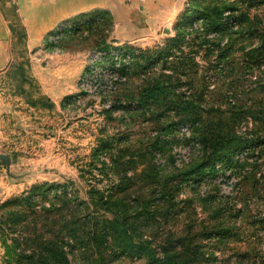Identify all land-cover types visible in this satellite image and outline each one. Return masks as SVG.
<instances>
[{"label":"rangeland","instance_id":"374dc122","mask_svg":"<svg viewBox=\"0 0 264 264\" xmlns=\"http://www.w3.org/2000/svg\"><path fill=\"white\" fill-rule=\"evenodd\" d=\"M228 5L239 6V0H184L164 30L159 26L130 38L116 37L108 12H95L69 24L57 46L32 55L45 69L43 79L70 77L68 96L75 99L41 127H21L26 119L2 122L0 154L9 155L11 164L7 169L0 162V264H149L144 254L130 256L110 225L113 214L130 226L133 241L149 242L158 253L168 241L179 242L191 264H264V148L254 149L252 160L234 158L235 176L226 172L228 178L214 180L219 192L213 200L205 197L216 193L209 182H180L185 174L175 166L173 148L184 138L172 132L175 143L154 156L150 151L154 132L185 116L176 115L172 104L197 102L198 124L206 127L214 116L209 108H229L218 101L231 100L229 84L236 93L233 104L246 117L234 131L263 136L258 122L264 120V60L250 70L243 64L247 56H264V4L248 10L253 24L206 31L213 20L199 19L202 10ZM114 46L136 56L127 84L116 93L104 89L102 98L79 95L85 83L95 87L96 72L87 74L100 72L99 66L91 69L92 50ZM31 76L41 78L40 71ZM164 76L170 78L164 101L156 95L140 111L118 108L101 115L105 101L140 103L144 89ZM34 86L32 97L38 95ZM158 156L164 163L157 166ZM215 229L227 232L223 239L207 237Z\"/></svg>","mask_w":264,"mask_h":264},{"label":"crops","instance_id":"0c3cea01","mask_svg":"<svg viewBox=\"0 0 264 264\" xmlns=\"http://www.w3.org/2000/svg\"><path fill=\"white\" fill-rule=\"evenodd\" d=\"M183 1L0 0V127L11 118L26 119L21 127H41L51 123L69 104L65 99L71 93L70 77L65 74L64 79H43L45 69L32 60V55L46 52V39L56 30L88 14L106 11L114 22L116 37L130 38L159 26L164 30L171 21L168 15ZM137 24H141L139 30ZM63 66V70L71 69V63ZM33 71H40L41 78H32ZM35 83L38 95L32 97Z\"/></svg>","mask_w":264,"mask_h":264},{"label":"trees","instance_id":"16d2710c","mask_svg":"<svg viewBox=\"0 0 264 264\" xmlns=\"http://www.w3.org/2000/svg\"><path fill=\"white\" fill-rule=\"evenodd\" d=\"M259 4H264V0H239V6L244 8L243 11L242 8H239V6L237 5H228L225 6V8H223L222 10L218 9L217 7H213L212 9L205 7L198 18L203 20L205 19L206 22L209 21V19L210 21L213 20L211 23L212 25L210 27H207L206 31L209 32H217L219 31V29H230L233 26H240L244 24L243 22L253 24V22L248 18L247 12L250 8ZM181 37H183V35ZM262 45L263 48H259L260 50L264 49V44ZM49 46L51 47L52 45ZM99 49L106 51L109 48ZM122 51L123 56H129V62L127 64H123L122 67L118 70L121 76L126 77V82L119 85V87L127 84V80L130 77L131 70L136 64V56H134V53H131L126 49H122ZM223 51V54L219 56L220 61L226 58L225 51ZM182 58L183 57H181V59ZM255 58L256 57L247 56L246 59L248 61H252ZM154 63L155 62H153L151 65H153ZM243 66L246 70H250L252 68V66L248 63H244ZM164 78H168V76H164ZM169 79L170 78L166 80H158L157 78H154L152 83L144 89L143 98L139 100L140 103L128 102L124 103V106H120L118 104L120 103L119 101L118 103L112 102L109 108H102L101 115H103V117L105 118L106 114H109L110 112L118 108H127L128 110L132 111H140L142 109L141 107H144L141 103L145 105L146 100L156 99V95H162L164 101L166 96L164 90L167 89V87L170 85ZM230 85L231 84H229V88L226 90V93L231 94V100L227 101L226 99H228V97L225 98V96L218 99L219 102L225 101L226 104L228 103L229 108L225 111L221 110L219 107L209 108L207 111L213 113L212 115L214 116H212V121L208 122L206 127H203L202 123H200V125L198 124L199 113L196 111V108H199V106L197 105V102L196 104H194L195 101L193 100L190 101L182 99L181 101L176 102L177 104H172L171 106H173L174 109H170L176 111V115H179L183 112L185 116L180 117L177 122H170L166 127L167 130L164 129L163 131H155L153 135V142L150 144L151 153L157 150L160 151L161 147L166 145L170 146L172 145V143L176 142L174 141V138L171 139L170 134L173 132L175 133V135H177L179 126H190L191 137L189 139L184 138L183 143L180 144H197L199 146V149L196 153L192 154L190 161L187 164L183 165L182 168H180L184 170L183 173L185 174V176L180 177V182H189L192 187H196L197 184L200 183V180L209 182V184L213 185V187L215 188L216 193L206 194L205 197L207 200H213L218 196L219 187L214 180H216L219 176H222V178L225 179L228 178L229 176H225L226 172H231L232 175L235 176L236 171L235 173L232 172L233 162H235L234 158H236L235 160L239 161L238 163H240V160L243 158V156H246V160H252L254 158V149L264 148V134L263 136L262 134L257 135L256 131L249 136L246 135V137H243L238 136L234 131V126L245 121L246 117L244 115V112L240 109L241 106L233 104V97H235L236 93L230 91ZM79 95H83V93H80ZM223 95L224 94H222V96ZM74 99L75 96H68L66 97L65 101L67 103H71ZM235 110H238V112H236ZM262 119L260 118L258 122L259 131H261V129L264 130V120ZM254 120L258 121L257 118H255ZM225 130L226 132H224ZM223 153L228 154V158H225V160L222 159V157H219ZM153 154L154 153H152V155ZM207 166L209 167L206 170H202ZM217 166H219V168H217ZM192 176H194V178H192ZM237 179L239 182L240 178ZM110 225L113 226V229L116 232L118 231L122 238L126 241L127 251L131 254V257H137L139 254H144V256L147 257L149 264H191V261L189 262V259H187V255L180 253L182 250V246L179 242L170 243V245H168L170 242L168 241L165 245L162 246V248H160L161 253H158V250L156 251V248L150 247L149 242H142L140 240H138L139 242L133 241L134 239L130 237L132 232L130 226H128L125 220H121L118 215L113 214ZM215 231L213 232L212 230L211 234H209L207 237H217L223 239V236L227 233L219 230H217L216 232ZM55 256L57 257L58 255ZM56 257L53 256V258ZM56 261L59 262L60 259L56 258Z\"/></svg>","mask_w":264,"mask_h":264},{"label":"built area","instance_id":"2783aa9c","mask_svg":"<svg viewBox=\"0 0 264 264\" xmlns=\"http://www.w3.org/2000/svg\"><path fill=\"white\" fill-rule=\"evenodd\" d=\"M130 0H126V3H129ZM66 25L64 28L56 30L53 34L48 36V40H46V45L52 44L53 47L57 46L58 41L62 38L64 32L67 30ZM122 48L119 46H114L109 48L108 50H100L95 49L91 52V69L93 67H100V72L98 71H91L88 76H94L93 83L91 85L95 86L92 87L90 84L85 83V87L80 89L81 94L83 96H91V95H102L104 93V89H108L109 93H115L119 85L126 82V77L121 76L118 70L122 67L123 64H127L129 62V56H123ZM104 72H107L106 74ZM92 73V74H91ZM89 82V81H87ZM106 104L103 105L105 108H109L111 102L105 101ZM177 137L179 138H186L189 139L191 137V129L188 125H181L177 131ZM199 149L197 144L188 143V144H180L176 145L173 150V159L174 164L177 168L182 167L183 165L187 164L190 161L192 154L196 153ZM156 162L159 165L160 163H164L163 160L156 158ZM219 168V166H217Z\"/></svg>","mask_w":264,"mask_h":264},{"label":"water","instance_id":"95a60500","mask_svg":"<svg viewBox=\"0 0 264 264\" xmlns=\"http://www.w3.org/2000/svg\"><path fill=\"white\" fill-rule=\"evenodd\" d=\"M165 33H167V31H165ZM262 60H264V56H262L259 59H255L254 61H245V62L248 63V64H250V65H254V64H256V63H258V62H260ZM0 162H2L7 169H9L10 164H11V160H10L9 155H7V154H0Z\"/></svg>","mask_w":264,"mask_h":264}]
</instances>
